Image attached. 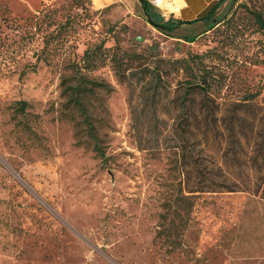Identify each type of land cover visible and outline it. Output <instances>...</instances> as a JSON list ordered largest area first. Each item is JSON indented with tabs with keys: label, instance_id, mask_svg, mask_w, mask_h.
<instances>
[{
	"label": "rangeland",
	"instance_id": "374dc122",
	"mask_svg": "<svg viewBox=\"0 0 264 264\" xmlns=\"http://www.w3.org/2000/svg\"><path fill=\"white\" fill-rule=\"evenodd\" d=\"M261 4L222 0L165 31L152 22L180 19L138 0H43L30 14L0 0V264H264V191L242 189L264 170L249 142L205 140L196 101L179 99L206 68L217 102L264 103ZM99 43L135 73L120 81L106 62L88 75L111 87L87 103L103 158L61 82ZM226 180L242 190L188 192Z\"/></svg>",
	"mask_w": 264,
	"mask_h": 264
},
{
	"label": "trees",
	"instance_id": "16d2710c",
	"mask_svg": "<svg viewBox=\"0 0 264 264\" xmlns=\"http://www.w3.org/2000/svg\"><path fill=\"white\" fill-rule=\"evenodd\" d=\"M221 2L222 0H219L211 5L209 10L200 19L209 20L213 11ZM250 14L259 33L264 36L263 5L261 4L257 10L250 11ZM183 23L181 21L175 23L173 26H164L152 22L154 26L165 31H170L178 24ZM193 40L194 37L187 38L188 42H192ZM112 50V48H105L104 43L87 47L83 51L80 61L66 65L71 75L67 79L61 80L62 84L66 81H71V84L66 85L62 91L67 97L66 105L70 109L78 110L84 116L88 135L94 142L93 149L100 158L104 157V153L98 146V138L94 132L95 128L87 119V103L96 92H106L111 87L109 84L103 81H97L88 75L98 67L105 65L106 62L110 64L115 76L120 81H126L135 75L134 72L127 73L129 67L127 64H123L117 60L115 55L111 53ZM157 61L164 64L171 63V65L179 63L176 60L168 62L159 59ZM199 69H201L203 74L195 73L192 79L186 82V89L179 98L180 105L191 107L196 101L197 110H193L188 117L195 125L202 127V136L205 140L210 139L213 142L232 143L238 146L249 142L251 156L248 159V163L250 164V168H255V170L261 172L264 170V103L262 102V98L260 100L258 99L260 94L257 92H249L236 101L224 100L217 102V98L210 96L211 85L207 82L204 75L208 73V70L206 68ZM153 77L159 81L160 72L153 70ZM24 105V102H22L20 107L23 108ZM205 185V189L208 190H202L203 188L199 187L200 190H190L188 192L192 194L195 191H238L240 189L237 183L229 180H226L220 185L213 182H207ZM249 187L242 186V189H251L250 191L253 195L260 190L264 191V176L258 178V182L254 183L252 188Z\"/></svg>",
	"mask_w": 264,
	"mask_h": 264
},
{
	"label": "crops",
	"instance_id": "0c3cea01",
	"mask_svg": "<svg viewBox=\"0 0 264 264\" xmlns=\"http://www.w3.org/2000/svg\"><path fill=\"white\" fill-rule=\"evenodd\" d=\"M43 0H9V5L15 14H30L34 11L35 5H38ZM114 3L116 0H98V2ZM172 2V0H169ZM174 1V0H173ZM178 2V10L172 12L173 19H180L183 23L179 28L191 26L190 23L199 21V19L205 15L211 5L218 2L219 0H176ZM180 2V3H179ZM144 4L155 5V0H142ZM184 4V5H183ZM25 9V11H23ZM188 24V25H187ZM177 27V28H178ZM176 28V29H177ZM223 264H230L225 262Z\"/></svg>",
	"mask_w": 264,
	"mask_h": 264
},
{
	"label": "bare ground",
	"instance_id": "6f19581e",
	"mask_svg": "<svg viewBox=\"0 0 264 264\" xmlns=\"http://www.w3.org/2000/svg\"><path fill=\"white\" fill-rule=\"evenodd\" d=\"M166 1L167 0H155V5L159 8H161L162 10H164L166 14L172 13V12L176 11L178 9V7H180L176 0H174V1L172 0L173 2H170V3H167Z\"/></svg>",
	"mask_w": 264,
	"mask_h": 264
},
{
	"label": "water",
	"instance_id": "95a60500",
	"mask_svg": "<svg viewBox=\"0 0 264 264\" xmlns=\"http://www.w3.org/2000/svg\"><path fill=\"white\" fill-rule=\"evenodd\" d=\"M140 3H142V0H138Z\"/></svg>",
	"mask_w": 264,
	"mask_h": 264
},
{
	"label": "clouds",
	"instance_id": "9594fccd",
	"mask_svg": "<svg viewBox=\"0 0 264 264\" xmlns=\"http://www.w3.org/2000/svg\"><path fill=\"white\" fill-rule=\"evenodd\" d=\"M178 10V9H177Z\"/></svg>",
	"mask_w": 264,
	"mask_h": 264
}]
</instances>
